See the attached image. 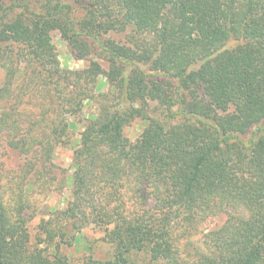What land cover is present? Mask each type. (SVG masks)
<instances>
[{
    "label": "trees",
    "instance_id": "obj_1",
    "mask_svg": "<svg viewBox=\"0 0 264 264\" xmlns=\"http://www.w3.org/2000/svg\"><path fill=\"white\" fill-rule=\"evenodd\" d=\"M54 31L85 69L59 71ZM21 57L33 70L0 91V139L23 160L0 183V264H72L61 247L90 226L113 257L84 264H264V0H0L12 84ZM100 76L107 92L81 87ZM32 88L43 113L13 122ZM87 100L71 198L31 229L28 195ZM225 207L242 213L195 240Z\"/></svg>",
    "mask_w": 264,
    "mask_h": 264
},
{
    "label": "rangeland",
    "instance_id": "obj_2",
    "mask_svg": "<svg viewBox=\"0 0 264 264\" xmlns=\"http://www.w3.org/2000/svg\"><path fill=\"white\" fill-rule=\"evenodd\" d=\"M123 34H120L119 37H122ZM52 37V46L55 49V53L57 55V60L59 61V71L68 72V73H76L77 71L85 69L88 63L84 60L78 59L74 53H72L70 47L67 42L63 39L60 31H54L51 34ZM8 62L4 64H0V91L4 88V90H12L16 87L21 88V80H25L27 74L32 71V67L27 68V62H25V58H20V71L13 78L14 84L9 81L12 79L11 73H9L10 68L8 69ZM19 85V86H18ZM82 88L91 89L94 92V95H97L101 92H107L109 89V85L104 76H100L94 85L90 84L86 86L84 83L81 84ZM25 99L31 98V102L29 103H21L19 107L14 106L11 110H16L13 115V122L20 123L21 121H35L39 119L41 113H43L45 108L46 100L44 99V95L40 90H34L33 88L29 91H26ZM2 110V108H1ZM0 110V111H1ZM80 112L77 115L72 116L70 119L74 121L73 126L70 129V133L68 136L64 137L65 141L63 144H58L54 147L52 155H51V163L53 168L49 173L46 174L48 178V184L45 187H42L41 184L43 182H39L36 184V188L34 191H31L28 195L27 205L30 208V215L32 217L31 220V229L38 225L40 219L42 217L43 212L52 208L62 209L65 207L68 200L71 198V179L70 175L72 174V156L74 153V149L76 148V143L79 140V133H81L84 124L97 113V105L95 101H85L83 104V108L79 110ZM3 117L2 112H0V118ZM177 121V120H173ZM81 122V123H80ZM143 130L142 124L139 122H134L130 127L126 129V135L130 138L131 141H135ZM9 139V138H8ZM12 140L11 138L9 139ZM28 147L31 149H36L33 147V143H29ZM4 148V143L2 139H0V164L5 160V156L9 155L11 157V161L5 164L7 172L5 171V167H3L1 171L3 173L0 177V183L5 182L9 178L7 175H13L18 171V168L22 164L23 160L18 154V152L13 148ZM9 192V191H7ZM132 193H127V199L131 200ZM134 200V199H133ZM133 203V202H132ZM237 213H242V210L232 207H225L219 214L210 219H207L205 223H203L199 231L195 233L194 239L201 240L204 235L211 231L218 230L223 228L226 225L227 220ZM29 215V214H28ZM104 233L98 226H90L85 228L83 232L77 237V241L73 246H62L61 252L65 256L68 257L69 261L72 264H84L89 256H93L97 260H110L113 257V247L102 240Z\"/></svg>",
    "mask_w": 264,
    "mask_h": 264
}]
</instances>
